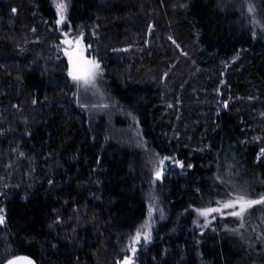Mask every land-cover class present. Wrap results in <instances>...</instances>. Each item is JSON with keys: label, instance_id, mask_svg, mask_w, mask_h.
Here are the masks:
<instances>
[{"label": "trees", "instance_id": "obj_1", "mask_svg": "<svg viewBox=\"0 0 264 264\" xmlns=\"http://www.w3.org/2000/svg\"><path fill=\"white\" fill-rule=\"evenodd\" d=\"M66 4L60 29L53 0H0V264H118L150 193L154 237L133 264L264 263V204L240 234L225 229L239 218L196 212L233 190L217 174L264 194V0ZM62 30L92 44L107 107L78 104ZM129 127L187 167L153 178Z\"/></svg>", "mask_w": 264, "mask_h": 264}, {"label": "snow or ice", "instance_id": "obj_2", "mask_svg": "<svg viewBox=\"0 0 264 264\" xmlns=\"http://www.w3.org/2000/svg\"><path fill=\"white\" fill-rule=\"evenodd\" d=\"M53 3L56 8V14H57V20L56 24H61L65 16L63 13L67 11V4L65 3V0H53ZM13 12L16 11L15 8L12 9ZM247 11L249 13H254L255 9L254 7L249 4ZM254 23H259L258 21H253ZM151 27V25H149ZM260 27L264 28V24H261ZM256 35L255 30L253 31V36ZM65 36H70V33H65ZM65 45L68 47L65 49L66 55L68 57V68L67 73L68 76L71 77V79L77 84V87H91L92 89H95L99 92V89L97 88V79L99 75L103 72V69L100 66L99 60H97L94 57H88L84 55L83 48L81 47V39L80 37L75 38H69L65 39L63 41ZM73 45H75L73 47ZM233 59L235 60L236 57L234 56ZM100 95H103L102 92H100ZM36 101H33L35 103ZM226 103V102H225ZM82 107H87L86 105ZM102 107H107V105H102ZM131 115V113H129ZM261 115H264V113H261ZM0 131H3L0 129ZM261 153H264V149H261ZM21 156H23V153H20ZM170 159V158H165ZM174 163L181 165V161H174ZM159 164L161 167L154 171L153 175L155 177H161L164 174V159H161L159 161ZM189 168L192 167V165H188ZM216 180L220 182L221 185H226V187H230L233 190L232 191H226L224 195L227 196L226 199H217L214 207H205V208H197L196 212L204 217V224L208 225L209 223V216L212 213H219L221 216L225 215H231L232 217L239 218V224L234 228H228L227 225H225V229L227 231L240 234V229H242L245 226V217L249 213V210L253 208V206L256 205H262L264 204V194L260 195L257 198H250L247 194L246 190L243 188H236L235 184L231 180H228L227 182L224 180V178L217 174ZM51 183V181L49 182ZM150 203L148 208V215L149 219L147 222H145L143 225H141L140 228L137 229L135 235L130 237V252L135 253L137 248L136 245L139 244L141 237H143V241L147 243L152 239V228L151 224L153 221H151V216L153 211L155 210L153 205L157 202L158 197L154 196L153 194H149ZM230 210V211H226ZM2 212V210H0ZM161 217H163V210H161ZM215 219V217H212ZM57 220L60 219L59 216L56 217ZM5 223V216L0 214V225ZM195 223V221H194ZM143 229V230H141ZM201 231H203V228H201ZM241 239H243V236L241 234ZM7 251V249L5 250ZM0 259H2V256H0ZM4 264H36L35 260L31 256L27 255H13L10 258L4 260ZM118 264H133V258L131 256H124L122 262H118Z\"/></svg>", "mask_w": 264, "mask_h": 264}, {"label": "rangeland", "instance_id": "obj_3", "mask_svg": "<svg viewBox=\"0 0 264 264\" xmlns=\"http://www.w3.org/2000/svg\"><path fill=\"white\" fill-rule=\"evenodd\" d=\"M65 3H66V0H65ZM55 6V5H54ZM56 9V8H55ZM66 14H67V11L65 12V13H63V15L65 16V19H64V21L61 23V24H59V25H57V28H60V29H62L61 27H62V25H63V23H65V21H66ZM58 18V17H57ZM62 37H63V41L65 40V39H69V38H75V37H70V36H68V37H66L65 36V33L66 32H63V30H62ZM80 37V36H79ZM80 39H81V47L83 48V51H84V55L85 56H88V57H94V58H96L97 60H99V62H100V66H101V68L103 69V72L99 75V77H98V79H97V88L99 89V92L98 91H96L95 89H92L91 87H88V88H85V87H77V84L71 79V77H69L68 76V80H69V82L71 83V85L73 84V88H74V92H75V96H76V100H77V102H78V104L82 107V106H84V105H86L87 107H82L83 109H86V110H91V109H95V110H99V109H101L102 108V102H101V99H100V97H101V95H100V92H101V88H102V82H101V80H102V77H103V75H104V73H105V67H104V65L102 64V62H101V60L99 59V57L97 56V55H95L94 53H92V49H93V46H92V44L90 43V42H86V40H84L82 37H80ZM68 46L67 45H65L64 43L62 44V55L65 57V61H66V66H67V68H68V57H67V55H66V52H65V49L67 48ZM73 47H74V45H73ZM68 74V73H67ZM128 131V135H127V138H128V140H127V138L126 137H124V140H126L125 142L126 143H128L127 141H130V142H134L133 144L135 145V146H139L142 150H143V152H144V155L146 156V159H147V162L150 164V166H151V169H152V177L153 178H155V179H158V178H161L162 176H164L169 170L170 171H175V172H182L187 166L183 163V161L182 160H180V159H178L177 157H176V154H173V155H160V156H158L154 151H150L149 149H148V151L146 150V148H145V144L143 143H140V142H138V141H135L136 140V137H135V130H132V128L130 129V127H129V129L127 130ZM126 138V139H125ZM261 149H264V146H261V148H260V152L258 153V155H257V158L259 159V158H262V156L264 155V153H261ZM146 151V152H145ZM165 158H170V159H165ZM161 159H164V164H163V168H164V174L161 176V177H155L154 175H153V173H154V171L155 170H157V169H159L160 167H161V165L159 164V161L161 160ZM174 161H181L182 162V166L181 165H178V164H176V163H174ZM151 171V170H150ZM149 203H150V201H149ZM148 203V204H149ZM216 206V205H215ZM153 207H154V209L156 208V206H155V204L153 205ZM203 208H205V207H203ZM226 211H230V210H226ZM154 212H155V210L153 211V213H152V216H153V214H154ZM0 214H1V212H0ZM213 215L215 214V215H217V214H219V213H212ZM211 214V215H212ZM151 216V221H153L152 223H154V220H155V218L154 219H152L153 217ZM229 216H231V215H229ZM199 218H202L201 216H199ZM148 219H149V215L147 214V216L144 218V220L141 222V224L139 225V227L138 228H140L141 227V225H143L145 222H147L148 221ZM137 228V229H138ZM151 228H153L152 227V224H151ZM137 229L127 238V242H128V246H129V248H130V237H132L133 235H135V233H136V231H137ZM141 230H143V229H141ZM259 232V231H258ZM259 234H260V232H259ZM151 235H152V239H153V237H154V233H152L151 232ZM152 239L150 240V241H148L147 243H145L144 241H143V237H141V240H140V242H139V244H137L136 245V248H137V250H136V252L138 251V249H139V247H141L142 245H147V244H149V243H151L152 242ZM136 252L135 253H132V252H130V250H129V253H128V255L127 256H131L132 258H133V263H134V257H135V254H136ZM123 261V260H122ZM256 264H264V263H256Z\"/></svg>", "mask_w": 264, "mask_h": 264}, {"label": "water", "instance_id": "obj_4", "mask_svg": "<svg viewBox=\"0 0 264 264\" xmlns=\"http://www.w3.org/2000/svg\"><path fill=\"white\" fill-rule=\"evenodd\" d=\"M75 46V45H74Z\"/></svg>", "mask_w": 264, "mask_h": 264}]
</instances>
